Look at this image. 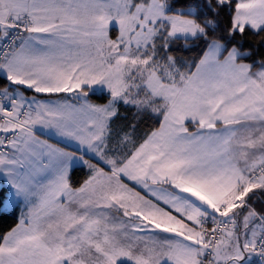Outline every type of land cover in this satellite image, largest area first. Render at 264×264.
<instances>
[{
	"label": "snow or ice",
	"instance_id": "6c2138e0",
	"mask_svg": "<svg viewBox=\"0 0 264 264\" xmlns=\"http://www.w3.org/2000/svg\"><path fill=\"white\" fill-rule=\"evenodd\" d=\"M5 188L0 264H264V0H0Z\"/></svg>",
	"mask_w": 264,
	"mask_h": 264
},
{
	"label": "trees",
	"instance_id": "16d2710c",
	"mask_svg": "<svg viewBox=\"0 0 264 264\" xmlns=\"http://www.w3.org/2000/svg\"><path fill=\"white\" fill-rule=\"evenodd\" d=\"M94 100L96 99L93 97ZM100 102V101H99ZM84 176V173L81 172L79 169H77L73 175V179L82 178ZM7 191V189H0V199H2L3 194ZM15 223L14 216L12 214H6L2 217H0V231H6L8 228L13 226Z\"/></svg>",
	"mask_w": 264,
	"mask_h": 264
},
{
	"label": "crops",
	"instance_id": "0c3cea01",
	"mask_svg": "<svg viewBox=\"0 0 264 264\" xmlns=\"http://www.w3.org/2000/svg\"><path fill=\"white\" fill-rule=\"evenodd\" d=\"M94 99V98H93ZM97 102H99V101H97ZM45 135H47L46 133H45Z\"/></svg>",
	"mask_w": 264,
	"mask_h": 264
}]
</instances>
